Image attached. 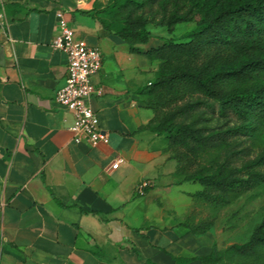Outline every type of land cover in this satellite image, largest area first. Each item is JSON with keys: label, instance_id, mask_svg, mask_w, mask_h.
Here are the masks:
<instances>
[{"label": "crops", "instance_id": "1", "mask_svg": "<svg viewBox=\"0 0 264 264\" xmlns=\"http://www.w3.org/2000/svg\"><path fill=\"white\" fill-rule=\"evenodd\" d=\"M59 11L102 54L93 81L104 94L90 106L107 142L95 147L73 142V115L54 101L67 68L51 46ZM87 11L84 0H0V264H202L214 236L180 226L196 207L197 191L183 188L194 183L177 179L162 137L139 131L154 117L143 90L158 62ZM153 39L138 48L162 42Z\"/></svg>", "mask_w": 264, "mask_h": 264}, {"label": "trees", "instance_id": "2", "mask_svg": "<svg viewBox=\"0 0 264 264\" xmlns=\"http://www.w3.org/2000/svg\"><path fill=\"white\" fill-rule=\"evenodd\" d=\"M91 13L131 53L158 62L143 90L154 117L139 131L165 140L180 182L200 185L193 201L228 207L264 188V0H94ZM180 24L195 28L145 52L138 48L153 38L149 26L172 34ZM189 219L180 226L190 233L210 231L212 222ZM224 258L264 264V217L246 243L196 259Z\"/></svg>", "mask_w": 264, "mask_h": 264}, {"label": "built area", "instance_id": "3", "mask_svg": "<svg viewBox=\"0 0 264 264\" xmlns=\"http://www.w3.org/2000/svg\"><path fill=\"white\" fill-rule=\"evenodd\" d=\"M59 33L52 41V48L63 52L67 57L65 84L55 93V103L73 115L70 132L75 144L86 142L95 147L99 143L107 142V136L97 125V118L90 106L92 98L103 96L104 90L97 86L93 79L102 68L103 58L98 48L89 47L79 39L70 24L64 18V12L56 13ZM124 163L121 158L116 159L111 170H116ZM147 182L141 183L136 194L145 195Z\"/></svg>", "mask_w": 264, "mask_h": 264}, {"label": "rangeland", "instance_id": "4", "mask_svg": "<svg viewBox=\"0 0 264 264\" xmlns=\"http://www.w3.org/2000/svg\"><path fill=\"white\" fill-rule=\"evenodd\" d=\"M84 1L85 9L91 13L94 0ZM194 28L195 24H180L172 34H169L164 28L155 26H149L148 30L154 36L153 44L157 45L159 40L162 41L163 38L178 40ZM215 123L216 121L211 122V124ZM258 152L256 148L250 150V158L254 157ZM183 188L193 193L199 191L201 187L198 184H187ZM195 204L196 207L188 222H212L209 234L215 238L213 252L220 253L232 245L246 243L254 228L261 223L264 217V188L244 195L228 207H213L201 200ZM231 262L230 259L224 258L219 264H231Z\"/></svg>", "mask_w": 264, "mask_h": 264}]
</instances>
